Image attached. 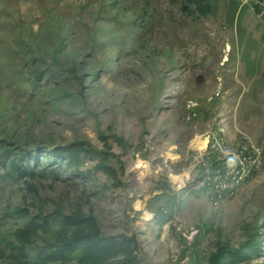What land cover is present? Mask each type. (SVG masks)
Segmentation results:
<instances>
[{
    "label": "rangeland",
    "instance_id": "1",
    "mask_svg": "<svg viewBox=\"0 0 264 264\" xmlns=\"http://www.w3.org/2000/svg\"><path fill=\"white\" fill-rule=\"evenodd\" d=\"M263 9L0 0V264H264Z\"/></svg>",
    "mask_w": 264,
    "mask_h": 264
},
{
    "label": "trees",
    "instance_id": "2",
    "mask_svg": "<svg viewBox=\"0 0 264 264\" xmlns=\"http://www.w3.org/2000/svg\"><path fill=\"white\" fill-rule=\"evenodd\" d=\"M194 1L200 4L203 0H194ZM94 232H95L94 230H91L88 233L83 232V234L81 235L83 236L81 238L85 239V242L87 241V243L85 244V248H84L85 253L83 254V257H80V259H78L77 264H98V260L96 258L102 257L103 254L106 257H109L112 250L122 244L121 241L116 239L110 242L109 241L106 242L103 239H100V237L96 235L97 232L95 233ZM91 233L92 235H90ZM64 241L65 240L61 241L63 246H68V244L69 245L72 244V247L74 246V244L81 242V241H77V239L67 243H65ZM51 256H53V258H51ZM46 258H47L46 260H51V261L53 260L54 261L53 264H56V260L58 259H61L62 264H76L73 263L72 261L75 260L74 257L67 258L65 257L64 253H60V252L58 253V255L57 252L50 253V256L48 255Z\"/></svg>",
    "mask_w": 264,
    "mask_h": 264
},
{
    "label": "bare ground",
    "instance_id": "3",
    "mask_svg": "<svg viewBox=\"0 0 264 264\" xmlns=\"http://www.w3.org/2000/svg\"><path fill=\"white\" fill-rule=\"evenodd\" d=\"M206 143H207V142H206V139L201 140V139L197 138V139L193 142L192 145H193L194 147L198 148V149H203V148H205ZM170 156H172V155L170 154ZM138 163H139V166H142V167L145 168L143 171L140 172V176H141V178H142V177L146 174V172L149 171V168H148L149 164H148V163H147V164H144V161H142V160H139ZM171 177H172V180H173V181L177 182L178 184H182V183L184 182L185 178L187 179V177H188V172H185V173H183V174H173V173H172V174H171ZM144 215H145V214H144ZM146 215H149V213H147Z\"/></svg>",
    "mask_w": 264,
    "mask_h": 264
},
{
    "label": "clouds",
    "instance_id": "4",
    "mask_svg": "<svg viewBox=\"0 0 264 264\" xmlns=\"http://www.w3.org/2000/svg\"><path fill=\"white\" fill-rule=\"evenodd\" d=\"M234 164H235V158L230 159V161H229V165L232 166V165H234Z\"/></svg>",
    "mask_w": 264,
    "mask_h": 264
},
{
    "label": "built area",
    "instance_id": "5",
    "mask_svg": "<svg viewBox=\"0 0 264 264\" xmlns=\"http://www.w3.org/2000/svg\"><path fill=\"white\" fill-rule=\"evenodd\" d=\"M263 5V3H261ZM262 12V15H264V9L261 11Z\"/></svg>",
    "mask_w": 264,
    "mask_h": 264
}]
</instances>
